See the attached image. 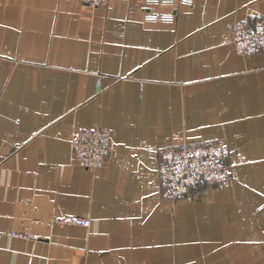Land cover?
I'll list each match as a JSON object with an SVG mask.
<instances>
[{
  "label": "crops",
  "instance_id": "crops-1",
  "mask_svg": "<svg viewBox=\"0 0 264 264\" xmlns=\"http://www.w3.org/2000/svg\"><path fill=\"white\" fill-rule=\"evenodd\" d=\"M260 16L264 0H0V264H264V52L231 33ZM96 127L112 152L90 171L72 143ZM214 141L229 186L164 199L160 151Z\"/></svg>",
  "mask_w": 264,
  "mask_h": 264
},
{
  "label": "built area",
  "instance_id": "built-area-1",
  "mask_svg": "<svg viewBox=\"0 0 264 264\" xmlns=\"http://www.w3.org/2000/svg\"><path fill=\"white\" fill-rule=\"evenodd\" d=\"M91 6L105 5L108 0H84ZM165 0H156L163 2ZM161 18V14L156 15ZM232 42L243 55L264 52V16L254 22L237 21L231 27ZM78 166L96 171L104 166L112 152L111 134L105 128H84L77 132L72 143ZM158 178L163 198L182 200L201 185L227 187L235 179L227 161L226 150L220 141L182 143L163 148L158 159ZM60 224L89 228L91 220L81 216L59 218ZM21 236L20 234H14Z\"/></svg>",
  "mask_w": 264,
  "mask_h": 264
}]
</instances>
